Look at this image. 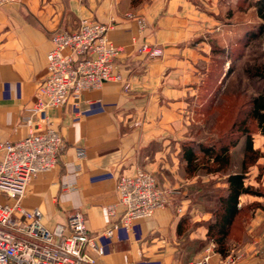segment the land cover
<instances>
[{"label":"crops","instance_id":"crops-1","mask_svg":"<svg viewBox=\"0 0 264 264\" xmlns=\"http://www.w3.org/2000/svg\"><path fill=\"white\" fill-rule=\"evenodd\" d=\"M218 4L219 0H16L0 9V141L15 142L30 129L36 93L47 78L52 36L76 31L85 19L116 24L110 40L123 48L115 60L119 80L49 111L65 148L58 167L32 180L22 200L23 208L38 210L49 228L66 224L71 212L83 213L89 231L99 236L104 248L103 256L92 253L96 264H182L180 242L207 238L213 214L201 211L193 200L195 193L188 188L199 176L187 173L182 148L193 140V115L204 100L211 41L224 33ZM139 18L147 24L142 32ZM143 44L161 47L163 56L152 59L140 53ZM254 143L264 152L263 136ZM78 150L85 152L83 158ZM138 169L180 194L130 230L118 228L112 238L103 236L121 216V209L115 216L108 213V206L118 200L117 180ZM247 174L248 185L263 195L239 199V206H250L251 213L244 222L249 242L241 249L251 253L242 263L264 264V157ZM187 223L197 227L185 231ZM209 259L219 261V255L214 252Z\"/></svg>","mask_w":264,"mask_h":264},{"label":"built area","instance_id":"built-area-1","mask_svg":"<svg viewBox=\"0 0 264 264\" xmlns=\"http://www.w3.org/2000/svg\"><path fill=\"white\" fill-rule=\"evenodd\" d=\"M15 1L0 0V9ZM138 24L140 32L144 31L146 20L139 18ZM115 27L113 21L85 19L76 31L53 35L47 55V78L37 90L30 111V129L20 140L0 141V264H96L92 253L104 254L99 236L91 234L83 213L71 212L66 224L49 228L41 221L38 210L23 208L22 200L32 180L58 167L65 148L49 111L70 101L78 102L84 92L119 80L114 68L123 48L110 40ZM139 52L152 59L163 56L161 47L148 44L140 46ZM77 155L83 158L85 152L78 150ZM116 193L117 203L108 206V213L115 216L121 209V216L103 232L108 238L118 228L130 230L136 221L153 217L180 191L163 188L154 174L138 169L117 180ZM207 262L208 258L194 264Z\"/></svg>","mask_w":264,"mask_h":264},{"label":"rangeland","instance_id":"rangeland-1","mask_svg":"<svg viewBox=\"0 0 264 264\" xmlns=\"http://www.w3.org/2000/svg\"><path fill=\"white\" fill-rule=\"evenodd\" d=\"M257 1L219 0L218 5L221 9L219 24L224 29V33L220 39L211 41L212 49L215 46L220 49L216 53H211L210 66L205 71L204 94L207 95V98L199 103L197 111L193 115L194 121L190 126V135L194 142L211 143L221 138L231 125L232 117L239 104L251 96H255L264 87L262 81L258 78L250 79L247 74V70L264 64V38L244 40L246 34L256 32L258 26L263 22L258 14ZM239 94L241 95L239 96ZM242 117L244 118V115ZM248 127L253 140H256L258 136H263L258 132L255 122L248 121ZM243 147L244 139H241L237 147L232 149L236 166L242 158ZM246 184L248 185V177ZM226 188V177L215 176L212 179L201 175L188 189L191 191L190 193H195L193 200L201 211H212L218 205L219 194ZM250 214L249 210L242 214L240 223L228 240V260H226L227 258L224 260V257L216 251L214 242L208 237L205 240L195 239L192 241L186 238L179 244V248L184 249L182 264L203 263L206 258H208L207 264L209 261L211 264H243L244 255L251 253V251L241 250L249 242L247 226L244 222L249 221ZM183 227L185 231H189L195 229L197 224L187 223ZM214 252L219 255V261L209 259Z\"/></svg>","mask_w":264,"mask_h":264},{"label":"trees","instance_id":"trees-1","mask_svg":"<svg viewBox=\"0 0 264 264\" xmlns=\"http://www.w3.org/2000/svg\"><path fill=\"white\" fill-rule=\"evenodd\" d=\"M256 6L263 22L256 32L246 34L244 38L246 41L264 38V0H258ZM219 49L215 46L212 52L216 53ZM247 74L250 79L258 78L264 84V64L247 70ZM204 98H207L206 94ZM232 120L221 138L211 143L189 141L182 148L183 160L190 176L226 177L227 188L219 194L218 205L211 211L214 219L208 224L207 233L208 239L214 242L216 251L223 257L229 254L228 240L240 223V217L245 211H250V206H239L240 197L251 194L263 195L246 184V175L249 169L264 157V152L255 149L252 133L248 127V121L255 122L258 132L264 136V87L255 96L239 104ZM241 139H244L242 158L236 166L232 149L237 147Z\"/></svg>","mask_w":264,"mask_h":264}]
</instances>
